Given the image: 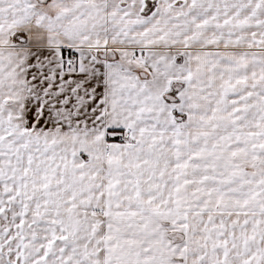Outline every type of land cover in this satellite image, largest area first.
I'll use <instances>...</instances> for the list:
<instances>
[{"label":"snow or ice","instance_id":"obj_1","mask_svg":"<svg viewBox=\"0 0 264 264\" xmlns=\"http://www.w3.org/2000/svg\"><path fill=\"white\" fill-rule=\"evenodd\" d=\"M0 264H264V0H0Z\"/></svg>","mask_w":264,"mask_h":264}]
</instances>
